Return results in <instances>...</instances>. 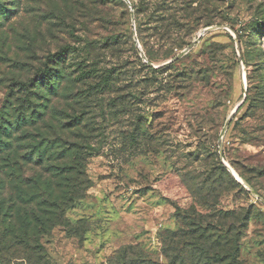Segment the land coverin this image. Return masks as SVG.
Returning <instances> with one entry per match:
<instances>
[{"label": "rangeland", "instance_id": "374dc122", "mask_svg": "<svg viewBox=\"0 0 264 264\" xmlns=\"http://www.w3.org/2000/svg\"><path fill=\"white\" fill-rule=\"evenodd\" d=\"M0 3V107L74 46L55 122L93 145L82 197L34 250L19 216L2 239L24 174L0 153V264H264V0Z\"/></svg>", "mask_w": 264, "mask_h": 264}, {"label": "trees", "instance_id": "16d2710c", "mask_svg": "<svg viewBox=\"0 0 264 264\" xmlns=\"http://www.w3.org/2000/svg\"><path fill=\"white\" fill-rule=\"evenodd\" d=\"M7 11V6L0 3V30L4 21L1 17H6L7 21L10 16ZM88 47L86 44V54L90 52ZM74 49L77 48L65 45L49 54L48 58L63 62L57 61L54 67L48 66L26 80H18L17 88L7 93L0 107V153L5 158L6 174L11 171L24 174L20 180L22 186L11 181L16 193L12 190L6 197L3 217L7 223L1 236L3 239L13 232L14 218L19 216L21 224L14 226L13 233L18 242L26 243L25 246L32 250L40 246L38 237L62 221L67 209L82 197L80 190L89 183L85 162L93 145L58 132L55 122L57 108L54 98L60 96L58 91L64 81L61 65L68 64L69 50ZM76 66L78 74L73 79L85 81L88 71L79 68L85 65L77 63ZM60 109L66 119L59 118L63 131L73 133L72 127L80 129L81 117L69 114L65 108ZM34 183L38 193L32 192Z\"/></svg>", "mask_w": 264, "mask_h": 264}, {"label": "water", "instance_id": "95a60500", "mask_svg": "<svg viewBox=\"0 0 264 264\" xmlns=\"http://www.w3.org/2000/svg\"><path fill=\"white\" fill-rule=\"evenodd\" d=\"M208 29H210V28H206V30H208ZM137 46L138 47H140V45H139V43H138V41H137ZM139 50L141 51V49L139 48ZM237 108V107H236ZM236 108L233 110V112H232V114L230 115V117L228 118V120H227V123H226V125L230 122V120H231V118H232V115H233V113L236 111ZM225 130V129H224ZM228 168H229V170H231L232 171V169L229 167V165H227V164H225ZM232 173L234 174V171H232ZM235 175V174H234ZM236 176V175H235ZM237 177V176H236ZM238 179V181H240L241 183H242V181L239 179V178H237ZM249 188V187H248Z\"/></svg>", "mask_w": 264, "mask_h": 264}, {"label": "bare ground", "instance_id": "6f19581e", "mask_svg": "<svg viewBox=\"0 0 264 264\" xmlns=\"http://www.w3.org/2000/svg\"><path fill=\"white\" fill-rule=\"evenodd\" d=\"M234 174L238 177V175L234 172ZM239 178V177H238ZM240 179V178H239Z\"/></svg>", "mask_w": 264, "mask_h": 264}]
</instances>
